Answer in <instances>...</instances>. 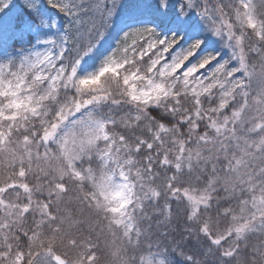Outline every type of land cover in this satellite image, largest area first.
Here are the masks:
<instances>
[{
  "label": "snow or ice",
  "instance_id": "1",
  "mask_svg": "<svg viewBox=\"0 0 264 264\" xmlns=\"http://www.w3.org/2000/svg\"><path fill=\"white\" fill-rule=\"evenodd\" d=\"M0 264H264V0H0Z\"/></svg>",
  "mask_w": 264,
  "mask_h": 264
}]
</instances>
